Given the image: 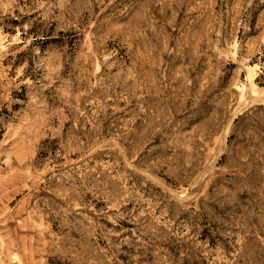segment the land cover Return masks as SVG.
<instances>
[{
	"label": "rangeland",
	"instance_id": "rangeland-1",
	"mask_svg": "<svg viewBox=\"0 0 264 264\" xmlns=\"http://www.w3.org/2000/svg\"><path fill=\"white\" fill-rule=\"evenodd\" d=\"M0 264H264V0H0Z\"/></svg>",
	"mask_w": 264,
	"mask_h": 264
}]
</instances>
